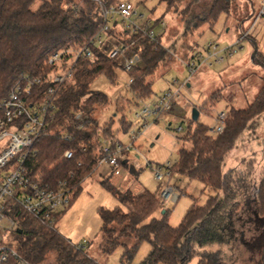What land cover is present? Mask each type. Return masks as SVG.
Returning a JSON list of instances; mask_svg holds the SVG:
<instances>
[{
    "label": "trees",
    "instance_id": "16d2710c",
    "mask_svg": "<svg viewBox=\"0 0 264 264\" xmlns=\"http://www.w3.org/2000/svg\"><path fill=\"white\" fill-rule=\"evenodd\" d=\"M0 0V98L7 96L12 86L22 78L40 79L33 88L31 100H39L49 84L45 80L51 72L48 58L56 51L71 46L85 45L103 27L97 6L90 2L63 8L66 0ZM198 0H190L182 11L185 31L200 28L205 23H214L222 13H228L233 0H212L202 16L192 17L193 6ZM166 13L176 10L179 0H162ZM160 19L152 23L157 26ZM108 34L118 39L125 47L135 42L140 47L141 65L127 73L132 82L127 85L131 98L116 99L115 114H120L119 124L123 131L130 128L123 111L130 104L137 105L152 94L148 80L165 60L166 51L161 47V35L156 42L142 34H127L118 28ZM95 62L79 60L73 69L72 78L66 81L55 94L56 110L45 135L39 136L34 147L38 154L26 161L27 175L32 180L54 188L58 181H66L70 189L68 207L58 213L52 225H44L21 210L11 201L6 202V212L16 229L10 233V245L32 264H42L54 254V264H99L90 258L82 247L71 244L56 230V224L73 204L81 191V184L97 168L103 157L102 144L117 138L110 117L100 123L95 116L97 107L106 106L108 97L99 91H91V84L99 76L110 83L118 80V63L107 57L105 48L93 49ZM259 62L264 56L255 53ZM29 97V98H30ZM221 98L220 91L208 96L197 108L198 112L214 107ZM123 103V105H122ZM81 112L85 124L76 130L71 115ZM264 116V82L253 101L245 108L231 107L225 112L221 133H209V127L192 121L182 138L177 159L171 165V177L177 175L188 180L199 181L215 194L204 204L192 203L181 222L172 227L168 223L169 210L163 209L156 193L147 190L139 194L120 191L106 178L101 185L119 202L121 207L106 209L99 207L102 235L101 251L111 254L123 249L119 264H130L140 245L148 243L150 250L142 264H253L249 255L239 249L233 238L240 223L238 212L253 204L258 222L254 227L261 239L258 262L264 264V157L257 181H254L255 157L243 159L240 168L222 171L224 162L242 140L244 132L253 130L257 120ZM68 135V140L64 139ZM184 143H189L186 147ZM70 151L72 157L64 159L63 153ZM243 163L244 166H243ZM121 166V161L118 163ZM111 168V176L120 166ZM125 166L133 175V169ZM108 176V177H109ZM161 211H164L161 214ZM206 245L215 250H200ZM6 264H14L11 260Z\"/></svg>",
    "mask_w": 264,
    "mask_h": 264
},
{
    "label": "rangeland",
    "instance_id": "374dc122",
    "mask_svg": "<svg viewBox=\"0 0 264 264\" xmlns=\"http://www.w3.org/2000/svg\"><path fill=\"white\" fill-rule=\"evenodd\" d=\"M41 1H36L33 9L37 8ZM129 1L133 3L138 12L144 14L145 18H149L151 21L160 19V22L164 24L163 26L158 24L153 30L155 34L161 35V47L166 51V58L148 79L152 84V94L143 102H153L164 92L180 88L178 97L175 98L169 112L162 114L157 119L148 118L144 128L142 127L143 122L134 117L137 105L126 106L123 115L126 121L131 123V126L125 132L119 124L121 115L115 114L114 111L117 108L116 99L119 96L131 98L126 91L127 75L121 69L118 70V80L114 84L104 76H99L91 84L90 90L102 92L108 97V105L97 107L95 116L100 123L110 117L113 119V131L117 133L115 140H119L123 145H128L130 142L128 132L132 130L137 132L139 129L140 132L133 146L128 150L131 161L134 159L139 169L132 166H129V169H133L136 174L139 173L136 183L147 191L156 193L158 189L153 170L167 163L170 165L175 163L178 150L183 144L182 138L188 130L193 109L199 108L208 96L220 91L221 98L216 105L209 110L200 111L197 120L198 123L208 126L209 133L213 134L211 129L215 127L219 113H225L231 107L245 108L253 101L264 82V63L256 59L255 53L262 55L264 48L255 40L252 34L254 30L252 31L250 28L255 16L254 8L257 6L255 0H233L229 12L220 14L214 23H205L198 29H189L188 31H185V18L182 11L190 0H179L176 10H171L168 13H166V4L162 0ZM211 1L198 0L193 6L192 17L202 16ZM241 29L250 32V35L241 41L243 47L241 51L225 61L224 64H215L211 67H208V64H202L192 74L188 72L186 63L195 54L203 56L208 43L224 46L236 39L240 35ZM138 104L141 105V103ZM178 127H181L182 130L178 131ZM241 137L242 140L237 142V148L224 162L222 171L225 172L229 168H240L242 160L249 159L253 154L256 160L253 179L257 181L264 157V116L257 120L253 130L244 132ZM184 145L189 147V143H184ZM128 152H125L124 155ZM105 170V166H100L99 170H95L84 179L80 193L57 222L56 230L73 245L78 246L83 243V250L97 263L119 264L123 251L121 247L109 255L101 251L102 235L99 231L101 222L96 208L121 207L119 202L101 185V181L105 179V177H101ZM100 173L101 175H99ZM112 175L106 178L108 182ZM170 182L181 192L177 203L167 204L163 207V209L169 210L168 223L172 227H176L181 222L192 203L202 205L208 197L215 194L196 180L173 175ZM124 191L133 194L130 190H122V192ZM254 206L248 204L238 212L240 223L233 238L239 242L240 246L237 247L249 255L248 262L257 264L260 247L257 241H261V239L254 227L258 222ZM215 247L206 245L200 250H215ZM149 250V244L142 243L130 264H142ZM196 262L197 259L194 258L189 264H196ZM42 264H54V254H50Z\"/></svg>",
    "mask_w": 264,
    "mask_h": 264
},
{
    "label": "built area",
    "instance_id": "2783aa9c",
    "mask_svg": "<svg viewBox=\"0 0 264 264\" xmlns=\"http://www.w3.org/2000/svg\"><path fill=\"white\" fill-rule=\"evenodd\" d=\"M78 4L90 2L97 6L104 23L100 31L95 34L85 45L56 51L47 60L51 72L45 83L49 84L42 92L39 100H31L33 88L40 84V79L22 78L15 83L7 96L0 98V264H6L10 260L14 264H32L23 258L14 247L10 245V233L16 229L14 220L7 215L6 202L11 201L21 210L31 215L44 225H52L55 216L65 210L70 201V189L66 181H58L54 188L32 180L27 175L26 161L36 157L37 149L34 147L37 139L45 135L48 125L52 121V115L56 110L55 94L66 81L72 78L73 69L79 60H86L90 64L95 62L93 49L105 48L107 57L115 60L121 71L125 74L133 71L141 65L139 56L140 47L135 42L123 46L121 42L108 34L109 30L118 28L127 34H142L151 42H156L158 34L154 33L152 22L138 12L129 0H75ZM260 6L254 17V22L264 23V0H259ZM67 0L63 8L71 6ZM73 7L74 3L72 4ZM160 26L164 24L159 22ZM247 33L240 34L238 38L224 48L218 44L208 43L204 55L195 54L186 63L190 74L202 64H208L212 59L214 64H222L226 56H232L242 48L241 41ZM132 79H127V85ZM180 88L175 91L168 90L150 103L139 101L134 117L142 121V127L147 125L148 118L157 119L167 113L173 107L175 98L178 97ZM30 97V98H29ZM225 113L217 115V123L211 129L213 133H221ZM71 123L76 130L82 129L85 124L84 115L74 112L71 115ZM178 131L182 130L178 127ZM129 131V144L123 145L119 140L104 142L102 144L103 157L97 162L98 166L114 167L124 162V153L133 146L139 134ZM70 137L64 135V139ZM70 151L63 153L64 159H70ZM120 166V165H119ZM171 165L165 164L154 168V179L158 184L157 199L161 207L167 204H175L180 199L181 193L171 182ZM78 247L83 248V243Z\"/></svg>",
    "mask_w": 264,
    "mask_h": 264
},
{
    "label": "crops",
    "instance_id": "0c3cea01",
    "mask_svg": "<svg viewBox=\"0 0 264 264\" xmlns=\"http://www.w3.org/2000/svg\"><path fill=\"white\" fill-rule=\"evenodd\" d=\"M255 2L257 3V6H255V8H254L255 15H256V12H257L256 10L259 8L260 2H259V0H255ZM250 28L252 29V31L254 30L252 34H253L255 40L258 43L262 44L263 45L262 47L264 48V23L261 22V21L254 22V18H253V21H252V24H251V27ZM244 33H247V36L245 37V39H246L250 35V32L249 31L246 32V31H244V30L241 29L240 30V34H244ZM236 39L228 42L224 46H218V47L219 48H224L227 45L233 43ZM253 43L255 44V42H253ZM242 49H243V47L240 50H238L235 54H233L232 56H229L228 57V56L225 55V60H224V62L222 64H224L225 61H227L229 58H231L234 55H236ZM262 56H264V52H262ZM212 65H215L213 63V60L212 59L208 60V67H211ZM216 65H221V64H216ZM129 155H130L129 152L124 155V157H125L124 158V162H122L121 166L113 173L112 177L109 179V183L112 186L116 187L118 190H121L122 191V190L127 189V190H130L131 192H133V194H139V193L143 192L144 190H146L143 186H141L140 184L136 183V181H137V175L139 173L138 174H135V176H133L130 173V171L128 169H126L125 166H123V165H126L127 167L132 166V167H135V168L139 169L138 166H137V164H136V162H135V160L132 159L133 161H131V158H130ZM99 167L100 166H98L96 168V171L99 170ZM105 168H106V170H105L104 174H102L101 177H103V178L104 177L105 178H109L110 177L109 175L111 173V168L110 167H107V166H105ZM99 175H101V173ZM176 188H178V187H176ZM157 189H158V184H157ZM178 191H179V189H178ZM98 208L99 207L96 208V213H97V209ZM63 215H62V217H63Z\"/></svg>",
    "mask_w": 264,
    "mask_h": 264
},
{
    "label": "water",
    "instance_id": "95a60500",
    "mask_svg": "<svg viewBox=\"0 0 264 264\" xmlns=\"http://www.w3.org/2000/svg\"><path fill=\"white\" fill-rule=\"evenodd\" d=\"M198 116H199V112H198V110L197 109H193L192 110V113H191V120L192 121H197L198 120ZM164 213V211H161V214H163Z\"/></svg>",
    "mask_w": 264,
    "mask_h": 264
}]
</instances>
